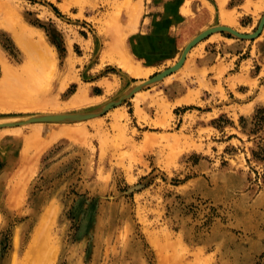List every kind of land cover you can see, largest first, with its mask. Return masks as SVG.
Returning a JSON list of instances; mask_svg holds the SVG:
<instances>
[{"label":"rangeland","instance_id":"1","mask_svg":"<svg viewBox=\"0 0 264 264\" xmlns=\"http://www.w3.org/2000/svg\"><path fill=\"white\" fill-rule=\"evenodd\" d=\"M263 16L264 0H0V121L100 114L0 128V264L24 262L39 227L53 264H264V30L211 34L129 96L199 32Z\"/></svg>","mask_w":264,"mask_h":264},{"label":"bare ground","instance_id":"2","mask_svg":"<svg viewBox=\"0 0 264 264\" xmlns=\"http://www.w3.org/2000/svg\"><path fill=\"white\" fill-rule=\"evenodd\" d=\"M5 9H9L8 7H6ZM3 8V11H8V10H5ZM14 19V18H12ZM17 19L15 18L14 21H16ZM12 21V20H11ZM18 22V21H17ZM17 22H13L14 23V26L12 25V23L10 25H12L13 28V32L15 33L14 36L16 37V39L18 40V42L23 46L26 54H28L27 56L29 57L31 54V62L34 61V63L37 65L38 68H40L39 70L41 71H46L45 73H53V71L55 70V62L52 60L51 56L49 55V51L45 48V46L43 45V42L39 41L37 42V40L35 41L34 39L36 38H32L34 37L33 33L31 34V30L27 29L26 26H23V25H18ZM217 27H229L231 29H234L235 31H238L240 32L239 30H236L235 28L233 27H230V26H226V25H217V26H213V27H209V28H206L205 30H203L199 35H197L196 37H194L191 42L196 39L198 36H200L202 33L210 30V29H215ZM10 28V27H9ZM11 30V29H10ZM11 30V31H12ZM218 32H221V31H218ZM218 32H215V33H218ZM214 33V34H215ZM241 33V32H240ZM33 35V36H32ZM203 41V40H202ZM191 42H189L187 45H186V48L187 46H189L191 44ZM200 43V42H199ZM198 43V44H199ZM185 48V49H186ZM193 49L190 50V52L192 51ZM185 51V50H184ZM183 51V53H184ZM189 52V53H190ZM182 53V55H183ZM188 53V54H189ZM188 57V56H187ZM181 59V58H180ZM180 61V60H179ZM178 61V62H179ZM178 62H176L175 64H177ZM33 63V62H32ZM174 64V65H175ZM173 65V66H174ZM120 66L122 68H124L125 70L129 71L130 73H132L133 76L137 77V78H145L147 77L148 75V71H146L145 69H143L142 67L140 66H134L131 62V58L126 56L125 58V61L121 62L120 63ZM31 69V68H30ZM181 69V68H180ZM179 69V70H180ZM26 70V69H25ZM167 70V69H166ZM164 70V71H166ZM178 70V71H179ZM24 72V71H23ZM163 72V71H162ZM26 73V71L24 72V74ZM9 74H11V71L9 70ZM161 74V73H160ZM158 76V75H157ZM156 77V76H155ZM155 77L153 78H148L147 81L145 82V84L141 83L142 85H138V86H134L133 88L129 89L130 90V93H129V96H132L133 94L135 93H140L142 87L144 85H147L150 83H154L156 82L157 80L159 79H154ZM168 77V76H167ZM166 79V78H165ZM136 85V84H135ZM25 88V86H22ZM21 86H16L15 87V97L16 99L12 98L10 102H12V100L17 103V105L19 106H23V105H26V103L23 102H20L19 100L21 98H26V93H25V90L24 88H22ZM128 93V92H127ZM81 95L83 96V93H81ZM19 99V100H18ZM120 102H110L108 103L104 110H108L109 108L112 109L114 106H117ZM16 105V104H15ZM109 109V111H110ZM54 116V115H70L71 117H87V118H79V119H76V120H69V121H48V122H45L44 124H55L56 122H83V121H87V120H90V119H93L95 116H98L100 114H95L94 115V112H83V113H72V114H61V113H48V114H41V115H34V116H30L28 118H23L21 120H12V121H0V128H3V127H16L17 124L19 123H23L21 125H29V124H36V123H25L28 119H30L31 117H35V116ZM75 123V124H76ZM41 124V123H40ZM43 124V123H42ZM74 124V123H73ZM78 124V123H77ZM21 125H18V126H21ZM41 134V133H40ZM50 134H48L49 136ZM47 136V137H48ZM52 137V135H50ZM50 137V138H51ZM45 219V218H44ZM47 219V218H46ZM45 219V221H46ZM44 221V220H43ZM47 223V221L45 222ZM44 224V223H43ZM48 224V223H47ZM42 228V227H41ZM45 228V227H44ZM44 230V229H43ZM40 227L37 229L34 237H33V240H32V247H30V250L29 252L27 253L26 257H25V260L24 262H22L21 264H53V261H54V248L53 250H51L50 248H52V246H49L50 242L48 241L47 237L43 236V234L40 233ZM45 232V231H44ZM45 234V233H44ZM48 243V246H46ZM36 244L37 246L40 247L39 250L35 251L34 247H36ZM45 244V246L43 245ZM44 247H43V246ZM52 245V244H50ZM54 246V244H53ZM48 248V249H46ZM46 251V252H44Z\"/></svg>","mask_w":264,"mask_h":264},{"label":"water","instance_id":"3","mask_svg":"<svg viewBox=\"0 0 264 264\" xmlns=\"http://www.w3.org/2000/svg\"><path fill=\"white\" fill-rule=\"evenodd\" d=\"M263 30H264V16H263V18L261 20V23H260V26H259L258 30L256 32H254V33H251V34L240 33V32L235 31L234 29H231L229 27H217L215 29H210V30L202 33L200 36H198L196 39H194L189 46H187V48L185 49L180 61L177 64H175L174 66L168 68L166 71H163L161 74L156 76L154 79L161 80V79H164L165 77L175 73L176 71H178L184 65L190 50L195 45H197L199 42L204 40L209 35L214 34L215 32H218V31L229 32V33H232L235 36L243 38V39H252V38L258 37L263 32ZM159 80H157V81H159ZM104 111H107V110H104ZM79 118H87V117H80V116L71 117L70 115L35 116V117H31L30 119H28L25 123H45V122H48V121H69V120H76V119H79ZM23 123H19V124H17V126L21 125Z\"/></svg>","mask_w":264,"mask_h":264},{"label":"crops","instance_id":"4","mask_svg":"<svg viewBox=\"0 0 264 264\" xmlns=\"http://www.w3.org/2000/svg\"><path fill=\"white\" fill-rule=\"evenodd\" d=\"M185 11H186V10H185ZM200 33H201V32H199L197 35H199ZM197 35H196V36H197ZM196 36H195V37H196ZM193 38H194V37H193ZM193 38H192V39H193ZM192 39H191V40H192ZM151 40H153V42H155V38H154V37H152ZM149 52L151 53V51H149ZM152 62H153V61H150V60H149V63H152Z\"/></svg>","mask_w":264,"mask_h":264}]
</instances>
